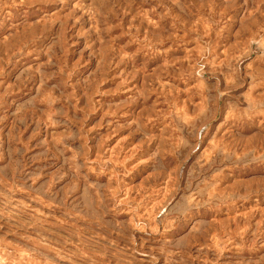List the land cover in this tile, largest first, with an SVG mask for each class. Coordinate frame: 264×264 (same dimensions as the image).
I'll return each instance as SVG.
<instances>
[{"label": "rangeland", "instance_id": "rangeland-1", "mask_svg": "<svg viewBox=\"0 0 264 264\" xmlns=\"http://www.w3.org/2000/svg\"><path fill=\"white\" fill-rule=\"evenodd\" d=\"M0 264H264V0H0Z\"/></svg>", "mask_w": 264, "mask_h": 264}]
</instances>
